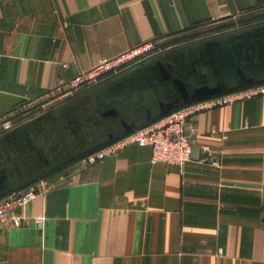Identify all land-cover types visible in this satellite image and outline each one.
I'll return each instance as SVG.
<instances>
[{"label":"crops","instance_id":"obj_1","mask_svg":"<svg viewBox=\"0 0 264 264\" xmlns=\"http://www.w3.org/2000/svg\"><path fill=\"white\" fill-rule=\"evenodd\" d=\"M244 21H264V0H1L0 117L33 110L18 138L35 147L7 165L10 184L43 170L42 153L57 165L103 133L85 120L90 88L66 98L61 81L146 41ZM190 122L182 167L130 144L38 180L50 185L17 208L21 225L0 220V264H264V94Z\"/></svg>","mask_w":264,"mask_h":264},{"label":"water","instance_id":"obj_2","mask_svg":"<svg viewBox=\"0 0 264 264\" xmlns=\"http://www.w3.org/2000/svg\"><path fill=\"white\" fill-rule=\"evenodd\" d=\"M262 83L264 21L170 48L90 88L97 106L85 120L103 133L66 162L51 165L42 153L43 170L10 184L7 165L35 147L18 138L25 124L2 134L0 199L183 106Z\"/></svg>","mask_w":264,"mask_h":264},{"label":"built area","instance_id":"obj_3","mask_svg":"<svg viewBox=\"0 0 264 264\" xmlns=\"http://www.w3.org/2000/svg\"><path fill=\"white\" fill-rule=\"evenodd\" d=\"M157 45L159 42L153 40L137 44L118 56L100 60L91 68L78 72L66 81H61L58 87L64 88L66 98L73 97L159 54L160 49ZM263 94L264 83L183 106L86 155L80 159V164L81 166L96 164L107 157L118 154L130 144H137L150 147L151 164H175L182 167L192 158L195 129L190 121L198 112L212 104L229 105ZM23 109L25 108L0 117V134L12 129L32 115ZM20 111L26 113H23V117L17 118ZM201 151L209 153L210 149L208 146H202ZM212 164L216 165L217 162L213 160ZM49 185V182L41 180L1 198L0 220L9 222L13 226L21 225L22 217L18 214L17 208L25 206L37 194L45 192Z\"/></svg>","mask_w":264,"mask_h":264},{"label":"rangeland","instance_id":"obj_4","mask_svg":"<svg viewBox=\"0 0 264 264\" xmlns=\"http://www.w3.org/2000/svg\"><path fill=\"white\" fill-rule=\"evenodd\" d=\"M216 25H217V23L215 25L214 24H211V25H208V24L204 25L203 24L201 27L197 28L196 29V33L191 35V36L179 38V39H177V40H175L173 42H168L166 44L159 43V45H157L159 47V49H160L159 52L162 53V52H164V51H166V50H168L170 48L177 47L179 45L187 44V43H190V42H194L196 40H201V39H204V38H208V37L214 36L215 32L221 31V30H218L220 27H218V26L215 27ZM242 25H244V26H242ZM242 27H245V21L244 22H233V23H230V25L226 26L224 29L225 30L226 29L231 30L230 28H232V29L235 30V29L242 28ZM147 60H149V58ZM147 60H145V61H147ZM24 110H26L27 113H29V114L31 112H33V110L30 111L28 108L27 109L26 108L23 109V111ZM23 111H20L19 115H17V118L23 117V113H26V112H23Z\"/></svg>","mask_w":264,"mask_h":264}]
</instances>
